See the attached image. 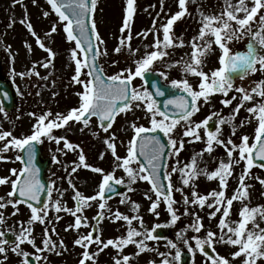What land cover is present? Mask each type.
<instances>
[{"label":"snow or ice","instance_id":"obj_1","mask_svg":"<svg viewBox=\"0 0 264 264\" xmlns=\"http://www.w3.org/2000/svg\"><path fill=\"white\" fill-rule=\"evenodd\" d=\"M46 2L51 11H43V17L47 18L55 13L58 20L45 33V36L50 37L57 33V24H60L66 34V41L74 42L75 46L71 49L70 56L75 67L70 82L80 85L82 90L76 93L79 98L78 106L72 107L66 114L60 112L53 114L50 109L39 115L35 112L29 113V116L35 118V123L28 135L16 137L10 130H0V142H3L0 146V160L8 159L3 153L16 150L21 154L16 155L15 160L20 161L23 165L19 170L11 169V176H0V186L10 185L11 188L5 196H0V210L11 206L14 209L11 213L13 216L19 212L20 204L26 205L30 210L28 226L25 227L24 222H20L21 230L19 233L12 232L13 240L7 238V232L0 230V257L3 258L0 260V264L8 259L9 251L21 258V264H31L30 256H34L35 261L39 264L41 260L47 259L44 256L46 252L62 255L63 251H67L63 239L59 241L52 239V234L58 235L54 222L63 218L59 215L62 211L74 218V223L68 224L65 231L72 229L79 233L82 227L90 229L86 234L78 235L74 240V245L82 249L78 264H97L100 253L109 247L117 253L113 257V264H133V255L139 256L147 251H158L150 247L146 241L161 239L156 234L157 229L162 227L161 224L157 223L153 227L147 228L142 216H128L121 213L119 209L115 212L107 209L106 201L111 199V196H106V193H116L117 185H126L128 193L133 192L135 191L133 185L139 181L148 182L150 185L149 192L144 194L150 201L149 211L158 218L160 215L158 209L161 203H164L165 210L170 216L169 225H175L181 218L174 207L177 204L174 191L180 192L185 205L191 204L200 208L207 205L209 209H212L208 213L210 220L216 218L217 213H220L217 224L219 232L211 228L206 229L203 218L194 213V222L178 234L180 239L188 244L189 251L194 254L198 251L206 257V264H233L236 258L241 257V264H264V227L261 226L264 223V205L249 207L248 203H245L250 199V185L245 184V180L250 177L253 167L258 166L264 169V79L253 82L250 87L243 84L236 86L234 83L237 78L244 79L257 72L264 74V11H262L264 10V0H251V3L248 0H235V2L234 0H223L220 10L210 14H206L198 5L195 9L199 17L197 21L199 24L198 34L193 36L187 45L182 37L173 39V25L185 16H192L189 4H197V0H177L179 10L170 15L166 24L162 25L163 39L160 38V31L156 29L154 20L152 29L138 34L145 39L149 32L153 34V43L145 46L152 50L146 51L142 58L135 60L133 67L123 68L112 75H105L103 67L99 64L100 58L108 55L107 48L102 47L106 42L98 31L94 18L99 0H46ZM32 3L37 4L38 0H32ZM16 4H20L24 10V16L19 22L26 27L28 33L35 38L38 47L47 52L48 56L43 61H34L32 67L27 71L17 74L13 68V75H19L21 79L35 75L43 80H48L51 72L48 76L41 77L37 66L44 69L54 67L53 61L56 53L37 34L33 23L28 18L27 4L24 3V0H13V6ZM161 10H163V0H161ZM135 11L136 0H127L126 16L120 29L121 36L114 49L117 54L124 49H127L130 55L139 52V48L131 47L133 37L130 24ZM14 23V20H10L9 27H12ZM126 30L127 34L125 35ZM245 37L249 38L246 50L234 51L230 47L234 42H240ZM25 45L31 52V45L26 41ZM214 45L219 48L221 53L218 58L219 67L205 72L203 70L205 61L207 56L214 51ZM185 46L191 47V53L185 54L188 59L181 57L171 62L166 61L165 58L172 57V49ZM7 47L11 52V46ZM11 58L14 62L15 55H12ZM157 61L166 63L169 70L178 68L184 74L183 78L171 81V87L180 90L182 94L172 96L164 101L162 106L157 96L163 97L165 92L161 90L158 83L155 85L156 95L147 87L138 89L133 85V81L137 77L141 78L144 85H147L146 76L150 71H154L153 65ZM114 63L118 64L119 61H114ZM85 69L87 71H84ZM156 74L167 79L164 72ZM188 76L196 77L198 85L194 86L190 83ZM17 90L19 91V88ZM230 92L239 94V100L231 114L225 117L214 111L200 122L193 121L192 117L200 111L202 104H209L211 97L215 94L225 97L221 101L224 106L232 105L233 101H237V95L229 96ZM8 95L7 92L3 93L5 97ZM52 95L55 96L58 93H52ZM246 102L251 103V106L246 108L250 116L237 124L236 117L245 107ZM2 104L3 101H0V113L7 117L8 113ZM136 110L144 112L150 126L138 124L137 121L140 117L129 122L124 131H131L132 135L128 140L126 154L121 156L118 153L117 134L110 130L118 116L124 114L127 117L129 113L134 114ZM93 117L97 121L95 130L91 127ZM213 117H218V126L215 131L209 129V122ZM253 118L257 121V127L251 142L248 135H242L240 143H236L232 137L236 135L237 128L243 127L245 123H251ZM70 122L81 124V132L88 129L90 134L96 138H100L101 132L105 134L102 138L105 151L100 153L99 158L103 160L104 156L110 153L114 158L112 171L106 172L101 167H93L87 163L84 150L80 148V145H74L67 138V130L71 127ZM223 125H228L231 130V135L226 138H222L221 126ZM2 127L0 125V129ZM201 128L205 129V136H201ZM56 129H66V134L57 136L54 134ZM159 133H163L167 140L161 139ZM45 139L54 142L57 146L63 141V148L57 147L56 150L65 155L67 153L64 152V149L79 150L78 161L72 162L73 166L70 172L68 167L64 168V171L69 173L67 182L73 191L74 208H69L66 203H62L61 199L52 200V193L57 190L55 181H52L51 188L46 189L39 179V169L35 165V157L37 145L43 144ZM199 141H202L205 147L192 157L190 163H185L180 167L179 156L185 148V143ZM216 147L225 149L227 162L221 159L218 167L211 172L206 168L199 169L197 157H203L205 152L211 155ZM237 153L238 155H235ZM173 158H175L177 166L172 167L170 171H165L162 176V169H167V161ZM54 159L60 163L58 158L54 157ZM241 162H244L245 168L237 177L238 187L233 195L228 197L226 196L228 178L233 175L234 164ZM80 167L90 168L92 172L101 174L102 179L95 195L84 196L76 189L72 174L76 173ZM116 169H122L127 179L125 177L117 178ZM173 173L180 174L181 184L179 187H175L172 183ZM201 175L206 176L208 180L217 181L219 190L214 189L206 195L197 192L195 182ZM12 177L16 178L12 179ZM256 179L261 185H264V178L256 177ZM185 186L192 188L191 199L184 193ZM68 190L57 191L63 197ZM45 191L49 203L37 207L36 204L40 203V197ZM120 195L125 197V199H121V204L126 201L130 202L133 211L138 212L139 203L131 201L127 193H120ZM153 195L155 199H153ZM234 201L241 204L238 221L228 220L233 210ZM92 202H97L100 210L97 216L93 217V220L96 221L95 225H90L84 215L85 208L91 207ZM106 209L109 213L107 216ZM53 211L55 215L50 217L49 213ZM183 215H189L187 208ZM105 218L113 222L125 221L127 224L126 236L103 240L98 225ZM134 220L139 222V229L132 226ZM5 222L4 213L0 211V224ZM36 223L44 226L40 245L36 243V237L33 234L32 226ZM250 224L251 227H249ZM188 229L195 233L204 231L203 237L200 235L192 237L195 247L189 244L187 239H184L183 233ZM24 244L31 245L35 250L34 253L25 251L22 248ZM167 244L170 248L176 249L173 259L179 261L181 252L177 243L169 240ZM221 244L234 248L235 251H230L227 257L221 255L216 249V245ZM93 245L96 248L90 251ZM129 245L135 246L137 251L132 255L123 254L124 249ZM159 255L164 257L160 264H173V261L167 258L169 254L161 252ZM148 264H156V261L150 260Z\"/></svg>","mask_w":264,"mask_h":264},{"label":"rangeland","instance_id":"obj_2","mask_svg":"<svg viewBox=\"0 0 264 264\" xmlns=\"http://www.w3.org/2000/svg\"><path fill=\"white\" fill-rule=\"evenodd\" d=\"M248 2L251 3V0H248ZM24 3L27 4L28 18L33 23L37 34L41 37V39L44 40L45 44L48 47H51L53 49V51L56 53V57L53 61L54 67L44 69L39 65L37 66V71L40 72L41 77L48 76L51 72V76H49L48 80H43L39 77H36L35 75L26 79H21L19 75H13V68H15V72L17 74L21 71H27L32 67V63L34 61H43L48 56V53L38 47L35 38L32 37L28 33L26 27L19 22L24 16V10L22 6L20 4H16L15 6H13V0H0V47L2 56L0 77L6 79L13 85L18 97L16 110L8 113L7 117H5L3 113H0V125L3 126L0 130H10L16 137H21L31 133L32 126L35 123V118L29 116V113L35 112L37 115H39L45 113L50 109L53 114L57 112L66 114L72 107L78 106L79 98L77 97L76 93L82 90L80 85H76L70 82L71 77L74 75L75 65L74 62L71 61L70 52H65L69 50L71 51V49L75 46L74 42L69 43L66 41V34L63 32L62 25L60 24H57V33L52 34V36L50 37L45 36V33L48 32L51 26L57 22L58 17L55 15V13H52L47 18L43 17V11H51L50 6L47 4L46 0H38L37 4H33L32 0H24ZM126 5L127 0H99L94 16L97 22L98 31L106 42L102 47H106L108 50V55L102 56L101 59L109 61V59L117 58L120 60L118 64L110 66V75L123 68L133 67L135 60L142 58L146 51H151V48H146L145 46L151 45L153 43V34L149 32L146 39L142 35L138 34L145 32V30L152 29L153 21L155 20L156 29L160 31V38L163 39L162 25L166 24L167 19L170 17V15L179 10L177 0H163V10H161V0H136V11L130 24L131 35L133 37L131 41V47L133 49L139 48V52L135 55H130L127 49H124L121 51V53L117 54L115 53L114 49L118 45V38L121 36L120 29L126 16ZM153 5L154 7H152ZM198 5L206 14H210L212 12H218L220 10V8L223 6V0H197V4L190 3L189 9L190 11H192V16H185L173 25V39L182 37L185 41V44L187 45L190 39L198 34L199 24L197 21L199 17L195 12V9ZM10 20L15 21L12 27H9ZM186 25L189 29H192L193 34L195 35L191 36L189 30L186 29ZM124 34H127V30ZM248 39V37H245L244 40L240 42H234L232 45H230V47H232L234 51H244L246 50V43ZM25 41L31 45V52L26 47ZM8 45L11 46V52H9L8 50ZM213 47L214 51L207 56L205 61L203 69L205 72H210L211 70L219 67L218 58L221 53L217 46L214 45ZM177 49H179L180 51V53H178L179 55H172L171 58H165L166 61L171 62L173 60L180 59L181 57H184V59H188V56L185 54L191 53L190 46L177 47ZM110 54L111 56H109ZM12 55H15L14 62L11 58ZM65 65H68L69 69L65 70ZM153 69L155 71L166 73L167 81L181 79L184 76V74L178 68L169 70L167 64L160 61H157L153 65ZM83 78L84 77L82 76V79ZM187 78L194 86L198 85V79L196 77L188 76ZM260 79H264V74L257 72L255 74L249 75L244 79L237 78L235 79L234 83L236 86H240L241 84H243L246 87H250L253 85V82L259 81ZM53 81H55V84H53ZM28 82L34 84V86L36 87L35 98L38 104L31 105V102L28 100V106L23 109L22 107L20 108L21 105L19 102V97H21L22 92L25 91V86L28 84ZM31 84L28 85L27 91L23 92L22 102L32 89ZM45 85H47L48 89H44ZM133 85L138 89L144 87L141 78L139 77H137L133 81ZM17 88H19V91L17 90ZM38 92L39 95H37ZM52 93H58V95L53 96ZM233 94L236 93L230 92L229 96ZM236 95L237 101H233L232 105L226 107L221 103V101L225 97H223L221 94H215L211 97L209 104H202L200 111L192 117L193 121L198 122L197 120L200 119V121H202L214 111L219 113L221 116H228L232 113L233 108L236 106L239 100V94ZM249 106H251V103L246 102L245 107L240 110L239 115L236 117L237 124H239L241 120H244L246 117L250 116V114L246 111V108ZM201 113L203 117L199 115ZM16 116H18V123H15ZM136 117H140V119L137 121L138 124L150 126L149 120L145 117L144 112L141 110H136L134 114L129 113L127 117H125L124 114L118 116L115 124L113 125V128L110 130L115 131L117 134L118 153L121 156H124L126 154L128 140L132 135L131 131L126 132L124 131V129H126L129 122L136 119ZM217 119L218 117H213V119L209 122L210 130L215 131V128L218 126ZM70 124L71 127L67 130V138L74 145H80V148L84 150L86 160L90 158L87 163L93 167H101L106 172L112 171L114 168V158L110 155V153L106 154L103 160L99 158L100 153L105 151V145L102 142V138L105 136V134L101 132L100 138H96L90 134L88 129H85L83 132H81V124H77L75 122H70ZM91 127L94 130L97 129V121L95 118L92 119ZM221 127L222 138H226L231 135V130L228 125H223ZM256 127L257 121L253 118L251 123H245L243 127L237 128L236 135L232 137L233 140H235L236 143H240L241 136L248 135L251 142V138L254 136ZM54 134L57 136L65 135L66 129H56L54 130ZM200 134L201 136H205L204 128H201ZM185 139L187 140L188 138ZM63 143L64 142L61 141V144L59 145L60 148H63ZM2 144L3 142H0V146H2ZM41 145L43 146V154L51 158V160L53 161V165L48 171V174L50 176V188L52 187V181H55V188L57 190L62 191L64 189H69L64 193L63 197L59 195V191L54 190L52 193V200L55 201L56 199H61L62 203H66L69 208H74L75 203L72 198L73 191L71 190L70 185L67 182L69 173L61 171V167L68 166L70 172L71 167L73 166L72 162L78 161L79 150L77 149L76 151H71L65 149L64 152H66L67 154L64 157V153L57 152V145L54 142H49L45 139L44 143ZM204 147L205 144L202 141L195 143H185V148L179 156V166L182 167L185 163H190L192 157L195 156L196 153L200 152ZM3 155L8 159L0 160V176H11V169L16 168L19 170L21 168V162L15 160V156L20 155V153L16 150H11L3 153ZM235 155H238V153ZM54 157L58 158L59 161L63 162L64 164H62L61 162V164L57 163ZM62 159H64L65 161ZM221 159L227 162L225 149L223 147H216L215 151L211 155L205 152L203 157H197V165L199 169L206 168L209 172H211L218 167L219 161ZM4 161L6 162L3 163ZM66 161L67 163L65 164ZM17 162L19 164V168ZM55 164L58 166L55 167ZM133 166L135 167V165ZM176 166L177 165L175 163V158H173L168 161L166 171H170L172 167ZM244 168V162H241L240 164H234L233 175L228 178L226 196L231 197V195H233L235 189L238 187L237 177L243 172ZM115 175L117 178L125 177V179H127L126 174L122 169H116ZM61 177H64V179H61ZM72 177L73 183L76 185V189H78L84 196L95 195L98 191V186L102 179L101 174L94 173L90 168L83 167H80L76 173H73ZM256 177L264 178V169H261L260 167H253L250 177L245 180V184L250 185V199L248 201H245V203H248L249 207L264 205V185H261ZM15 178L16 177H12V179ZM147 183L148 182L145 181L137 182V184L133 185L135 191L130 193H128L126 185H119L124 187V191L122 193H127V196L131 198V201H135L136 203L140 204L138 212L133 211L130 202L126 201L125 203L121 204V199H125V197L120 194L111 197V199H108L106 201L107 209H111L112 212H115L117 209H119L121 213L128 216H142L147 228H151L157 223L162 225V227H160L159 229L162 231L163 237L158 241H146V243L150 247L155 248L158 251H147L140 254L139 256L133 255V264H148L150 260H154L156 261V264H160V261L164 259V257H161L159 255V253L161 252L169 254L167 258L172 260L173 264H179V261H175L173 259L176 249H172L168 246L167 242L169 240L176 242L179 250L183 249L191 253L192 264H206V257H204L203 254L199 253L198 251L195 252V254L192 251H189L188 244H185L183 240L180 239L178 234L181 233L182 229L187 228L190 223L194 222V213L203 218V223L206 229L211 228L212 230L219 232L217 224L220 218V213H217L216 218L210 220L208 213L211 212L212 209H209L207 205H205L204 208H200L199 206L191 204L185 205L182 202L180 192L174 191L173 194L175 200L177 201V204L174 205V207L177 209L178 215L183 218V223L180 224V221H177L175 225H169L170 216L165 210L164 203H161L160 208L158 209V211L160 212L158 218L149 211L150 201L144 195L146 192H149ZM172 183L175 187L180 186L181 177L179 173L172 174ZM195 183V190L202 195H206L214 189L219 190L218 182L215 180H208L204 175H201ZM10 189V185L0 186V196H5L6 193L10 191ZM184 193L189 196V199H191L192 188L185 186ZM153 199H155L154 195ZM47 203H49V200L47 201ZM24 207L25 205L20 204L19 212L15 216L11 215V213L14 211L11 206H9L7 209L0 210L3 211L6 218V222L0 224V230H3L5 232L12 231L19 233V231L21 230L20 222H24V226L27 227L30 210ZM240 207L241 204L234 201L233 210L228 220L238 221L240 219L238 215ZM185 208H187L189 212V215L187 216L183 215ZM107 209L105 210L106 216L109 215ZM99 211L100 210L98 208L97 202H92L91 207L85 208L84 215L87 217L88 223L90 225L96 224V221L93 220V217L97 216V213ZM54 215V211L49 213L50 217ZM59 215L63 218L54 222V227L56 228V233H58V235L52 234V239L54 241L63 239L65 245L67 246V251H63L62 255H57L55 252H46L44 253V256H46L47 259L41 260L39 264H78L82 249L79 246L74 245V240L78 237V235L86 234L90 229L87 227H82L79 230V233L72 229L65 231V228L68 224L74 223V218L63 211L59 213ZM132 226L137 229L140 228L139 222L135 220L133 221ZM261 226L264 227V223H262ZM32 227L33 234L36 237V243L40 245L41 234L43 232L44 226L36 223ZM98 227L100 230L101 238L103 240L118 238L121 236H126L127 234V224L123 220L113 222L108 218H105L100 222ZM249 227H251V224L249 225ZM225 231H227V229H225ZM194 235H200L201 237H203L204 231L202 230L201 233H195L191 229H188L183 233L184 239H187L188 243L193 247H195V241L192 239ZM159 243H164V247L159 245ZM22 248L29 253H34L35 251L31 247V245L28 244L22 245ZM95 248L96 246L93 245L90 251L95 250ZM216 249L219 254L226 257L228 256L230 251H235L234 248L223 244L216 245ZM136 251L137 249L135 246L129 245L124 249L123 254L132 255ZM116 254V251L109 247L108 249L104 250V252L100 253L99 257L97 258V264H113V257L116 256ZM2 259L3 258L0 257V260ZM241 260L242 257L236 258V260L233 261V264H241ZM3 264H21V258L15 256L9 251L8 259L6 261H3Z\"/></svg>","mask_w":264,"mask_h":264},{"label":"water","instance_id":"obj_3","mask_svg":"<svg viewBox=\"0 0 264 264\" xmlns=\"http://www.w3.org/2000/svg\"><path fill=\"white\" fill-rule=\"evenodd\" d=\"M146 78L148 80L147 87L150 91L153 92L154 95H156V93H155L156 83H158L161 90L165 92V95L163 97L157 96V99L160 101L161 106L163 105L164 101L171 98L172 96L182 94L181 91H179L178 89L172 88L171 85L163 84L162 79L157 74L148 73ZM159 135L161 136V139L166 140L163 133H159ZM144 163L146 164V161H144ZM38 169H39V179L45 185V187L47 189V183L43 178V171H42L43 169H40V168H38ZM164 170L165 169H162V176L165 174ZM118 192L119 191L117 190L116 193H118ZM109 194L111 195V194H115V193H109ZM46 195H47V192L45 191V193L40 197V203L36 204V206H41L43 204ZM33 203H35V202H33Z\"/></svg>","mask_w":264,"mask_h":264},{"label":"bare ground","instance_id":"obj_4","mask_svg":"<svg viewBox=\"0 0 264 264\" xmlns=\"http://www.w3.org/2000/svg\"><path fill=\"white\" fill-rule=\"evenodd\" d=\"M45 88H47V87H45Z\"/></svg>","mask_w":264,"mask_h":264}]
</instances>
